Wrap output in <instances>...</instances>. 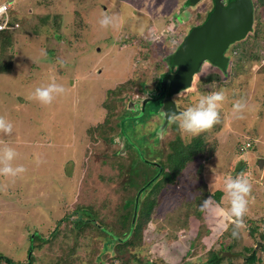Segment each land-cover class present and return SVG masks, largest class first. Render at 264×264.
<instances>
[{
	"label": "rangeland",
	"instance_id": "374dc122",
	"mask_svg": "<svg viewBox=\"0 0 264 264\" xmlns=\"http://www.w3.org/2000/svg\"><path fill=\"white\" fill-rule=\"evenodd\" d=\"M212 1L199 0L188 7L187 0H0V5L10 3V12L22 24L14 33L12 68L9 73L0 74V116L13 125L11 133L0 130V150L15 149L17 155L12 165L26 169L16 177L0 174V255L25 262L30 236L38 233L51 238L53 244L42 243L35 248L32 264H56V257L66 251L65 264H100L94 258L107 238H87L70 253L73 240L69 233L60 232L64 224L57 235L52 236L53 229L77 205L92 202L98 207L104 201H110V206L115 203L113 185L104 181L116 173L110 166L114 155L121 156L123 164H127L132 150L137 157L159 160L163 147L156 144L155 137H166L161 131L169 116L160 110L161 105H156L158 100L151 94L161 90L158 80L171 71L170 60H166L169 54L175 52L191 28L206 20ZM220 1L225 5L228 0ZM257 11L253 24L261 22L262 31L257 35L248 32L224 55L231 59L230 74L205 61L198 65L201 70L193 79L192 87H199L186 89L180 97L171 95L170 101L176 102L172 111L177 118L201 94L218 88L225 90L227 98L219 110L218 127L204 130L208 131V140L217 143L215 158L196 175H192L196 169H191L175 190L161 196L151 226L165 233L153 246L154 253H149L152 259L167 245L164 249L176 256L165 259L167 264L204 260L205 251L198 249L192 257L187 254L193 241L192 224L197 223L191 216L198 214L196 208L208 198L200 195L206 190H221V202L227 208L224 178L234 177L233 171L242 165V159L236 157L235 144L249 142L252 148L254 145L264 152V10ZM104 14L115 18L114 26L105 28L99 24ZM205 77H212V82H197ZM53 79L65 86V92L51 104H42L32 94L37 86ZM125 81L131 82L133 90L124 97L123 105L112 103L121 116L118 124L122 136L118 132L116 137L93 141L88 130L104 120L106 109L102 103L109 99L108 91ZM138 83H142L143 93L136 90ZM147 98L153 102L144 105L143 118L135 117ZM240 99L247 104L244 119L233 115L232 105ZM256 152L246 151L249 168L241 173L248 178L251 171L260 172L257 179L251 180L255 185L244 223L239 227L234 221L229 223L236 230L233 251L258 248L257 239L249 232L256 227L262 231L264 226V168L258 169ZM186 213L191 219L181 230L179 222L186 218ZM168 237L174 238V242L163 244L162 239ZM231 241L219 234L211 246L219 249ZM258 256L259 264H264V252L259 251ZM107 257L101 255L102 259ZM236 263L243 264L242 260Z\"/></svg>",
	"mask_w": 264,
	"mask_h": 264
},
{
	"label": "trees",
	"instance_id": "16d2710c",
	"mask_svg": "<svg viewBox=\"0 0 264 264\" xmlns=\"http://www.w3.org/2000/svg\"><path fill=\"white\" fill-rule=\"evenodd\" d=\"M231 1L232 0H228L226 4ZM251 4L253 15H258L259 11L257 10H264V0H251ZM191 6L193 5H188V7ZM212 7L211 10L213 9ZM9 13V26L17 24V27L0 30V74L9 73L12 68L14 56L11 53V48L13 46L14 33L22 25L15 20L10 9L8 10V15ZM208 15H206V18ZM261 29V22L255 24L252 23L251 32L253 35H257L258 31H262ZM235 43L231 44L232 47ZM231 45H229L228 48ZM178 46L179 44L176 46L175 50ZM228 48L223 52V55H225ZM170 55L171 54H169V56ZM227 58H229V56H227ZM230 60L228 59L227 61L226 72L222 73L230 74V69H232ZM228 65L230 67L229 71ZM177 70L178 68L173 67L171 71L163 73L160 80L165 77H170L172 74H176ZM198 72L200 71L198 70L192 75L190 85L176 93V96L180 97L183 95V91L186 89L193 90L199 87L197 84V87H192L194 76ZM212 80V77H205L200 78L197 82H212ZM130 83V81H125L117 85L114 89L108 91L110 101L107 98L102 103L103 109H106L104 120L102 123L96 124L88 130L93 141L97 140L96 138L99 137L103 139L116 137L118 136V132L121 135L122 129L120 130L118 124L121 116L118 115V111L113 109L114 106H112V103L118 102L120 103L119 105H123L124 97L130 94L133 90ZM141 85L142 83H138L136 87L138 93H143ZM160 89V91L155 90L151 94V97H153L154 100H158L156 105H161L162 98L168 93V89L164 91L162 86H160ZM216 90H218V88ZM148 102H153V100H149L147 103ZM144 107L143 110L136 113L135 117L143 118L146 111ZM164 125L165 129L161 132L166 137L163 140L158 138L159 136L155 137L156 144H161L163 147L162 152L158 156L159 160L148 159L143 155L137 157L132 150L130 159L126 158L127 164H123V158L114 155L112 159L113 162L111 161L110 166H112L116 173L113 176L104 179V181L112 183L113 192L116 194L115 203L112 206L108 204L110 201H104L98 207H95L92 202L77 205L69 212H66L65 215L57 221L52 236L55 234L57 235L58 231H60V225L64 224V226L61 227L63 231L60 232L69 233L72 238L71 240H73L70 246L71 250L69 249L70 253L75 252L76 248L80 247L81 244L83 245L87 238H90V241H92L93 238L99 241L100 239L107 238L108 241H104L100 245V252L97 253L94 258V261H97L100 264H104V262L105 264H167L165 259L170 257L176 258L174 255H169V251L164 249L167 245H164L159 249L160 252H158L156 259H152L148 256L149 253H154L155 250L153 246L159 243V240L162 238L161 234L165 233V230H154L152 228L151 224L153 216L160 203L161 196L175 190V188L181 184V178L185 174L191 173V169H196L197 171L192 175H196L200 171L206 169L215 158V152L217 151L218 146L215 141L210 142L208 140V131H202L195 136H191L190 134H185L189 136H183L182 130L178 127L177 122H175L172 117L168 120H164L163 126ZM212 127L217 128L218 126L215 124ZM158 131L159 129H156L155 133H158ZM151 137L153 138L152 135ZM127 141L128 140L125 139V144ZM250 149L254 152L257 150V154L255 155L256 160L264 157L262 148L254 147V145L252 148V145L249 144V147L243 150L241 149V144L236 143L234 151H237L236 157L242 159V165L239 164L237 169L233 171L234 177L241 175V173L249 168L246 151ZM89 155L90 153L87 154V156ZM250 174L248 180L251 185H255L252 184L251 180L252 178L257 179L260 172L258 171L256 173L251 171ZM99 178L103 180L102 176ZM204 195L208 196L210 206L208 208H202L200 205V207L195 210L198 214L191 216V218L193 217L197 223L192 224V228H194L192 230L194 233L193 241L190 243V251L187 252V254L192 257L199 249L200 251H205V254H202L205 259L201 262H192L190 264H223L224 261H227L228 264H237L236 262L238 260H242L243 264H259L260 257L258 256V253L259 251L264 252V226L262 231H258L256 227L251 228L249 232L250 235H253V237L257 239L259 249L254 247H243L240 251H233V248L236 246V234L233 235V233H236V230L233 224H229L233 220L226 219L219 211V209H225L226 206L221 202L223 192L221 190H214L209 193L206 190L200 195V197L203 198ZM185 217V219L179 222L181 230H184V228L189 225V219H191L187 213L185 214ZM149 234L151 235L148 236ZM219 234H221L223 238L228 236L232 241L226 246L221 245L219 249H213L211 246L213 238L218 237ZM163 239V244L174 242V238L171 237L164 239V241ZM51 240V238H43L41 234L32 233L30 236L31 244L28 250L29 254L25 262H14L2 254L0 255V261L4 264H32L33 250L40 247L42 243L53 244V240ZM225 251L230 253L231 256L224 255L223 252ZM63 253L66 254L58 255L56 257V259H58V263L56 264H65L67 262L68 251ZM103 254H106L109 257L102 259L101 255ZM199 254H201V252Z\"/></svg>",
	"mask_w": 264,
	"mask_h": 264
},
{
	"label": "water",
	"instance_id": "95a60500",
	"mask_svg": "<svg viewBox=\"0 0 264 264\" xmlns=\"http://www.w3.org/2000/svg\"><path fill=\"white\" fill-rule=\"evenodd\" d=\"M197 1L199 0H187L186 6L195 5ZM212 2L213 9L206 20L199 26L191 28L175 52L166 59L167 62L168 59L170 60L171 69L176 67L178 70L176 74L162 78L158 83L164 91L168 89L167 95L160 103V110L165 114L176 107L175 102L170 101L171 95L190 85L192 75L200 69L198 67L200 63L209 61L212 66H218L222 72H226L228 58L223 52L229 45L238 42L251 32L253 23L251 0H232L225 4L226 6L220 0ZM148 99L142 101L141 110ZM263 163V158L257 159L258 169H262ZM224 255L231 256L230 253Z\"/></svg>",
	"mask_w": 264,
	"mask_h": 264
},
{
	"label": "clouds",
	"instance_id": "9594fccd",
	"mask_svg": "<svg viewBox=\"0 0 264 264\" xmlns=\"http://www.w3.org/2000/svg\"><path fill=\"white\" fill-rule=\"evenodd\" d=\"M99 24L105 28L114 26L115 18L108 14H104L99 20ZM64 92L65 86L57 83L53 79L46 85L37 86L32 95L40 103L48 105L51 104L58 95ZM226 98V93L223 89L208 94H201L199 100L195 104L187 106L185 110L179 114L178 119L176 113L173 111H169L166 115L171 116L175 122H177L182 132L195 136L204 130L210 129L214 124L219 122V110L223 106V102ZM246 107V101L243 99L236 100L232 105L234 117L236 119H244V110ZM0 130L6 134L11 133L13 130L12 123L2 116H0ZM244 144L241 147H243ZM16 155L15 149L11 147H5L0 150V174L16 177L26 171L23 165H16L15 167L12 165L11 162ZM262 158L264 159V157ZM262 168H264V163ZM251 188L252 185L250 181L243 175L236 177L227 176L224 178L223 190L229 206L225 209H219V211L226 219L233 220L237 227L244 223L243 217L247 211ZM209 206L210 201L208 198H205L201 207L208 208ZM235 234L234 232L233 235Z\"/></svg>",
	"mask_w": 264,
	"mask_h": 264
},
{
	"label": "built area",
	"instance_id": "2783aa9c",
	"mask_svg": "<svg viewBox=\"0 0 264 264\" xmlns=\"http://www.w3.org/2000/svg\"><path fill=\"white\" fill-rule=\"evenodd\" d=\"M9 8H10V3L9 2L0 5V30L6 29V28L12 29V28H16L17 27V24H14L13 26H9V24H8V22L10 20L9 15H8ZM247 147H249V143L248 142H246L244 144V146L241 147V149L244 150Z\"/></svg>",
	"mask_w": 264,
	"mask_h": 264
},
{
	"label": "crops",
	"instance_id": "0c3cea01",
	"mask_svg": "<svg viewBox=\"0 0 264 264\" xmlns=\"http://www.w3.org/2000/svg\"><path fill=\"white\" fill-rule=\"evenodd\" d=\"M11 1V0H10Z\"/></svg>",
	"mask_w": 264,
	"mask_h": 264
}]
</instances>
